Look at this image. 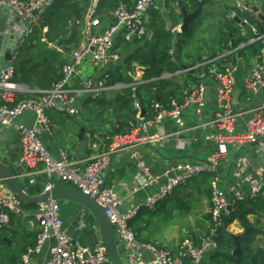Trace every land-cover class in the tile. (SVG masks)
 I'll use <instances>...</instances> for the list:
<instances>
[{
	"label": "built area",
	"instance_id": "1",
	"mask_svg": "<svg viewBox=\"0 0 264 264\" xmlns=\"http://www.w3.org/2000/svg\"><path fill=\"white\" fill-rule=\"evenodd\" d=\"M172 1L176 0H138L133 8L121 4L111 13L115 22L102 32L105 17L100 9L102 0H92L88 10L85 40L70 55L69 61L63 68V78L49 90H33V92L42 93L40 96L20 100L12 107L8 104H0V126L14 127L20 134L22 150L19 164L24 168L41 164L49 179L56 176L61 181L79 188L85 194L96 197L97 202L105 209L115 227L118 242L123 244L125 254L122 261L124 264H202L208 254L218 249L216 239L219 236V230L224 226L225 219L230 215L236 202L246 199L254 201L264 195V160L255 169L240 173L236 181L231 184L222 185L220 166L232 145L252 144L258 153L264 154V32H260L256 25L251 24L246 17L237 15L236 12H232L231 17L240 20L238 25L242 27L243 32L242 37L239 38H248L247 42H242L234 49L225 51L216 59H208L205 64H212L229 55H239L241 49L250 44L262 46L259 54L251 58L252 62L247 61L248 71L241 89L245 107L242 112H239L237 108L240 102L238 104L234 102L238 83L236 78L238 65L228 63L224 71L211 69L210 74L198 75L202 83L188 93L185 104L179 105L174 102V108L170 110L163 109L159 103L156 104L157 114L154 118L147 119L145 114L143 115L144 111L140 102L135 99L133 106L138 113V120L131 133L116 135L112 140L110 150L99 152L83 168L79 166L78 161L71 159L63 150H60V159L54 158L41 141L42 130L50 131L51 129L47 110L76 116L80 113L78 97L82 93L99 96L105 91L126 87L122 82L109 84L112 70L107 71L98 79H87L81 90L71 88L70 83L80 75L81 67L88 61L96 67L119 62L121 58L114 52L118 38H122L127 43H141L150 39L151 13L154 11L164 14L168 2ZM0 4L4 5L14 18H17V22L12 23L10 27V33L14 34L17 47L14 59L8 66L0 69L1 98L5 102H14L17 94L28 91L22 84L13 81L16 71L14 60L18 48L34 31L38 22L35 12L41 13L42 10L50 7L52 0H0ZM238 8L242 12H250L253 16L260 18L258 13L253 11L252 5L239 4ZM247 25L251 26L252 35ZM180 30L179 27L178 31ZM171 53L173 54L174 51ZM247 62L244 61L243 64ZM199 66L198 64L194 66L195 72ZM188 71L190 70H180L178 74ZM140 76L141 73H138L132 85L140 82ZM163 77L168 78L170 74L165 73ZM206 78L215 81L213 87L215 108L211 116L204 120L208 104L206 95L208 88L203 83ZM260 95H263L262 98L257 104L254 103ZM133 97L135 98V95ZM186 105L195 107L198 120L193 126H188L183 117ZM26 111L34 112L36 116L35 124L31 127L17 121ZM245 112L252 113V117L246 121L244 130H238L239 117ZM166 120L174 122L179 129L188 126L189 129L205 130V135L201 138L193 137L188 140L176 137L175 148L183 152L188 149L192 141L216 142L217 148L212 154V161L210 164L183 161L170 165L162 175L166 178L165 182L155 193L148 196L143 203L136 204L132 208H125V199L114 187L107 184L104 186L111 156L117 149L129 144L149 142L154 137L163 142L171 139L178 132L169 133V138L166 135L168 132L164 129L160 130L161 132L156 131V136H152L151 133L152 130L160 128ZM94 147L98 146L94 145ZM139 168L145 176L134 191L139 190L141 186L156 183L161 178V176H150L149 169L143 162L139 163ZM205 173H215L216 178L212 182L211 227L200 243L196 244L191 239H184L180 242L177 252H174L169 248L158 247L139 240L130 222L140 210L143 208L156 210L159 204L171 196L178 187L187 186L193 179ZM28 175L31 174L28 173ZM31 183L33 184L34 180H31ZM52 186V183L48 182L46 189ZM129 192L132 193V191ZM130 193L128 194L131 196ZM20 205L19 198L12 192L0 200V230L11 224V215L20 212ZM60 210L59 201L37 205L35 211L39 224L37 243L20 259L18 264H37L32 260L31 254L40 253L51 239L55 240V245L51 248V259L46 264H108L109 259L104 246L92 252L74 242L73 238L63 229Z\"/></svg>",
	"mask_w": 264,
	"mask_h": 264
},
{
	"label": "crops",
	"instance_id": "2",
	"mask_svg": "<svg viewBox=\"0 0 264 264\" xmlns=\"http://www.w3.org/2000/svg\"><path fill=\"white\" fill-rule=\"evenodd\" d=\"M211 1L212 0H210L208 5L211 4ZM225 1H234V3L236 1L237 6H239V4H244L245 6L252 5L253 7L256 6L255 1L252 4L248 3L246 0ZM225 1H223V5L226 3ZM152 17L153 15L151 14V21ZM16 22L17 18H14L13 14H11L4 5L0 4V30L4 29L6 32L5 34H8L10 33L11 24H15ZM179 26H181V24L173 28L172 22L170 19L168 20V28H172L173 32L176 33ZM151 31L153 32L152 29ZM0 40L4 43L6 41V35L2 36V34H0ZM150 40H152V38ZM210 40L209 43H203L202 47L198 49L200 52L197 55L188 59L191 65H195L198 62L197 59L199 57H202L203 59L209 58L212 57L215 52L219 51L218 48L214 47V38H210ZM144 43L145 41L141 43H127L122 40V38H118L116 40L114 52L120 56L121 60L116 64L111 62L113 65L110 64L98 67L88 61L81 67L80 75L71 81L70 87L76 90H81L83 83L87 79H98L107 71L124 65L126 59L141 48ZM2 47L3 45L0 44V69L5 68L9 64ZM240 60L243 61H240L237 64V89L243 88L244 74L248 65L247 61L252 62L251 58L248 60L242 58ZM244 61H246L247 64H243ZM241 72H244L243 75H241ZM203 83L208 88L206 92L208 104L207 109L205 110V117L203 118L204 120H207L215 108V98L213 93L215 81L206 78ZM23 86L25 89H28V91L24 93H33V90L28 86ZM103 94H107L105 98L108 101L115 97L114 90L105 91L99 96H92L91 93H82L78 97L80 113L76 116L67 115L55 110H47L46 113L51 122V129L50 131L43 129L40 138L50 150V153L54 158L60 159V150H63L71 159L78 161L79 166L83 168L88 164L92 157L99 152L104 151L103 149L106 148L107 141H109V138L106 137V135L110 133L108 131L111 130V124L113 125L116 122H109L107 123L108 126L100 124L102 120H99V113L102 114L103 112L102 118H104L106 117L105 112L110 108L108 105L98 106L97 103H95L97 100L104 97ZM262 96L263 95L257 97L254 103L257 104ZM242 97L243 92L238 101L240 104L237 105L239 112H242V109L245 108ZM1 101H3V99L0 94V102ZM238 102L236 104H238ZM92 107L95 110H93ZM195 112L196 110L193 105H186L184 107L183 117L188 126H193L198 120ZM251 117L252 113L250 112L241 114L239 117L238 130H244L243 128L246 125V121ZM17 121L31 127L35 124L36 116L34 112L26 111ZM105 126L108 127L107 131L104 130L106 128ZM188 126L184 129H179L174 122L166 120L161 124L160 128L152 130L151 133L152 136H156V131L161 132L160 130L164 129L168 132L166 135H168L169 138V133L178 132L171 137V139L163 142L154 137L152 141L145 143L137 142L135 145L116 153L113 168L109 176V179L112 176L109 186L114 187V189L125 199V208H132L136 204H141L148 196L155 193L165 182L166 178L162 177V175L170 165L183 161L210 164L213 158L212 154L217 148L216 142H203L202 140L197 142L192 141L186 151L179 152L176 150V137L189 140L193 137L201 138L205 135V130L189 129ZM82 128H85V130L82 133L83 139H80ZM93 138L98 140L97 143L93 142ZM94 145H97L98 147L95 148ZM21 147L20 134L16 129L14 127L3 128L0 126V160L20 176L19 179L23 182L26 188L31 180H34L33 185L41 184L45 186V189L47 182H51L54 186L64 185L56 176L49 179L44 173L43 165L41 164L27 168L22 167L19 164L22 150ZM230 151L236 152L234 158L228 165L225 163L221 164L227 169L226 174H223L220 166L222 185L224 186L236 181L240 173L242 174L255 169L264 160V154L258 153L252 144L238 143L232 145ZM230 151L229 153H231ZM229 153L223 161L229 158ZM141 162L145 163V166L149 169L150 176H161V178L156 183L141 186L139 190L134 191L136 186L141 183L142 178L145 176L139 168V163ZM28 173L31 175H28ZM206 188H208V186L204 179L193 185L188 184L187 186L178 187L174 191L175 193L173 192L166 201L158 206L151 217L146 216L137 220L135 226L138 228L137 234L141 241L154 244L158 247L169 248L174 252H177L180 242L184 239H191L196 244H199L201 239L207 235L211 227V220L209 219L211 198L204 192ZM129 191H132V193ZM9 193H11V191L0 181V200L8 196ZM128 193H130L131 196ZM174 201L176 202V205L178 203L179 206H186L185 210H181L184 214L179 215L177 213V215L176 211L172 210ZM59 204L61 207L60 216L63 221V229L73 238L76 244L88 248L92 252L98 247L103 246L98 224L88 208L71 201H59ZM24 205L20 208V212L11 215V224L0 230V264H18L20 259L30 249L34 248L35 243L37 242L39 233V224L35 217L37 207H34V205ZM170 215L172 216L171 218H169ZM136 218L138 217L133 218L130 223ZM262 224H264V219H262ZM245 229L246 228H244L238 220H235L228 226V231L234 236L244 234ZM243 238L244 237H242V239ZM54 245L55 240L51 239L45 244L40 253L31 254L32 260L37 264H46V262L51 259V248ZM255 246L256 248L264 249L263 235L256 236ZM119 250L122 259L125 250L121 243H119ZM215 252L216 251H213L208 254L202 264H214L211 261V256ZM149 257L148 254L147 258L149 259Z\"/></svg>",
	"mask_w": 264,
	"mask_h": 264
},
{
	"label": "trees",
	"instance_id": "3",
	"mask_svg": "<svg viewBox=\"0 0 264 264\" xmlns=\"http://www.w3.org/2000/svg\"><path fill=\"white\" fill-rule=\"evenodd\" d=\"M181 1L188 13H192L198 8L197 0ZM246 1L250 4L255 1V4L260 7L264 14V6H259L264 0ZM91 2L92 0H52L51 6L37 15L38 22L33 33L19 46L14 60L16 71L13 81L15 83L26 85L32 90L46 91L63 78V68L69 61L70 55L85 40L87 16ZM137 2L138 0H102L100 9L105 16L102 32L115 22L111 15L115 9L121 4L133 8ZM223 6L225 11L221 14L222 18H220L223 22L219 34L214 40V47L218 48L219 51L209 58L199 57L195 65L200 66L195 73L188 71L178 74L180 70H184L183 66H195L190 64L188 60L190 58H182L183 51L180 50L179 39L181 33L172 32V28H168L169 19L173 28L183 24L185 17L179 0L168 2L164 15L161 12L153 11L151 13L153 15L151 29L154 32L152 40L146 39L144 45L131 54L124 65L114 68L110 73V85L122 82L126 87L114 90L115 97L110 101L105 98L107 94H103L104 97L95 102L98 106L108 105L117 111L116 123L112 125L111 132L106 135L109 141H107L103 152L110 150L112 140L116 135L130 134L136 126L138 113L133 106L135 99L140 102L146 118H154L157 114L155 105L158 103L166 110L174 108V102L179 105L185 104L188 93L192 89L198 88L202 83L198 75L210 74L211 69L224 71L228 67V63L237 65L240 62V57L250 59L259 54L262 46L250 44L241 49L239 52L240 57L238 54L229 55L216 60L212 64H205L208 59H216L225 51L234 49L242 42H247L248 38L235 37L234 27L231 24L234 22L238 24V22L236 18L231 17L232 12L246 17L251 24L257 27L260 26L258 27L259 31L264 29V21L261 18L253 16L250 12H242L237 5L231 7L225 3ZM202 16L191 23L189 30L185 33L186 35L193 33L196 21L200 20ZM172 51H174L173 54ZM138 73H141L140 82L132 85ZM165 73L170 74V77L164 78ZM40 95L42 93H20L16 95L14 102L3 100L0 104H8L12 107L20 100ZM133 95H135V98ZM97 141L96 138H93L94 143H97ZM201 176L208 186L204 192L211 198L212 182L216 178V174L205 173ZM111 180L112 176L108 181V186ZM61 183L68 184L63 181ZM27 185L26 190L32 195L45 189L44 185H33L31 181ZM23 205L24 203L21 202V207ZM34 207H37V205H34ZM155 211L146 208L141 209L136 216L138 218L130 223L131 228L137 233L138 228L135 226V222L146 216L151 217ZM209 219L211 220V214ZM262 219H264V195L254 201L248 199L237 201L230 215L225 219L224 226L219 230V236L216 239L218 249L212 254L211 261L214 264H264V249L255 246L256 236H264ZM235 220H238L244 228H251L250 236L241 240L243 252L238 256L233 255V251L237 247L236 239L228 231V226ZM137 237L141 240L138 234Z\"/></svg>",
	"mask_w": 264,
	"mask_h": 264
},
{
	"label": "water",
	"instance_id": "4",
	"mask_svg": "<svg viewBox=\"0 0 264 264\" xmlns=\"http://www.w3.org/2000/svg\"><path fill=\"white\" fill-rule=\"evenodd\" d=\"M179 3L182 6V11L184 14V21L183 24L180 26V32L186 33L191 23L195 20H197L204 12V9L209 6L210 0H197L198 8L192 13H188L186 8L182 5V1L179 0ZM253 10L258 13L259 17L264 21V14L260 12V9L258 6H254ZM39 11L35 12V15H38ZM239 23L240 20L236 19ZM247 29L252 35V29L250 25H247ZM5 30L1 29L0 34L6 35V41L3 43L0 40V44L3 45L2 50H4L6 60L9 61V64L14 59V53L17 49L15 44V36L14 34L8 33L5 34ZM8 64V65H9ZM184 69H189L191 73L195 72L194 66H183ZM241 95V89H237L234 94V102L237 103L239 101V97ZM145 112H143V115ZM85 128H82L80 139H83L82 133L84 132ZM135 144H129L126 146H123L119 149H117L111 156V161L109 163V167L107 170V173L105 175V184H107L109 176L111 174L114 158L118 151L124 150L126 148H129ZM264 157V156H263ZM20 176L17 175L11 168L6 166L1 160H0V181L7 186V188L15 194L20 202H23L26 205H38L41 203H46L50 201H71L78 203L90 210L92 215L95 217L96 222L98 224L103 246L107 252L109 263L108 264H124L121 257H120V250H119V242L116 235L115 227L113 223L111 222L109 216L107 215L105 209L97 202V198L94 196H90L88 194H85L82 190L79 188L70 185V184H64V185H57L52 186L51 188L45 189L43 192L38 193L36 195H32L28 193L26 190V187L24 186L23 182L19 179ZM250 203V202H249ZM21 207V205H20ZM229 210H231V207L229 206ZM251 228H246L244 234L242 235H235V239L237 242V247L233 251V255L238 256L242 254V245H241V239L242 237H248L250 236Z\"/></svg>",
	"mask_w": 264,
	"mask_h": 264
},
{
	"label": "rangeland",
	"instance_id": "5",
	"mask_svg": "<svg viewBox=\"0 0 264 264\" xmlns=\"http://www.w3.org/2000/svg\"><path fill=\"white\" fill-rule=\"evenodd\" d=\"M223 1H225V0H213V2H211V4L204 9V12L202 14L203 16L200 20L196 21L195 30L193 31L192 34L186 35L185 33H181L179 39H180V50L182 49V51H183L182 52V55H183L182 58L183 59H184V57L186 59L193 58V56L197 55L200 52V51H198V49L202 47L203 43H209L211 41L210 38H214V40H215V38L218 36L220 27H221L222 22H223L222 19H220V18H222L221 14H223L225 11V8L223 6ZM225 2L227 4H229L231 7H234L237 4L236 1H235V3H234V1H229V2L225 1ZM259 6H264V2H261ZM219 13H220V15H218ZM223 20H224V18H223ZM231 25L234 27L235 37L236 38L242 37V32H243L242 27L239 26L235 22L232 23ZM179 27H178V30H179ZM258 27H260V26H258ZM178 30L176 33H180ZM260 32H264V29L263 30L261 29ZM152 37H153V32L151 31L150 39ZM150 39H148V40H150ZM244 59H249V58L244 57ZM239 71H240V69H239ZM239 71H238V73H239ZM241 73H242L241 75H243L244 72H241ZM246 75H247V67H246V71H245L244 76H246ZM93 110H95V109L93 108ZM105 113H106V117H104V118H102L103 112H102V114L99 113V116H100L99 120L103 121V122L101 121L100 124H102V125L104 124V125L108 126L107 123L113 122V121L116 122L117 111L114 108L110 107L109 110L106 111ZM96 114H98V113H96ZM111 127H112V124H111ZM104 130L107 131L108 127H106ZM108 132H111V130H109ZM229 154H230L229 158L225 161H222L221 164L225 163L228 165L230 163V161L236 155V152H231ZM221 169L223 171V174L227 173V169L224 166L221 165ZM201 180H203L202 176L197 177V178L193 179L189 183V185L196 184V182H200ZM185 208H186L185 205L179 206L178 203L176 205L175 201L172 205V210L176 211V214L178 213L179 215L184 214V212H181V210L183 211V210H185ZM171 217L172 216L170 215L169 218H171Z\"/></svg>",
	"mask_w": 264,
	"mask_h": 264
}]
</instances>
